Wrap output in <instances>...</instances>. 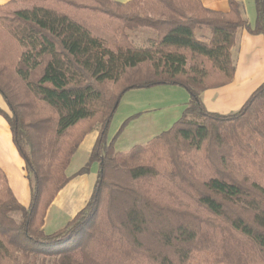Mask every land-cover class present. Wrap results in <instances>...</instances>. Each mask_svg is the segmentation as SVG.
<instances>
[{
  "label": "trees",
  "instance_id": "1",
  "mask_svg": "<svg viewBox=\"0 0 264 264\" xmlns=\"http://www.w3.org/2000/svg\"><path fill=\"white\" fill-rule=\"evenodd\" d=\"M139 1L149 16L131 9ZM228 5L227 13L200 0L0 5V96L9 113L0 115L29 184L23 207L0 169V264H264V82L230 114L208 112L201 98L231 82L238 31L264 37V0H254L253 28L240 0ZM141 28L154 34L134 45L126 32ZM201 30L208 36L197 37ZM159 86L186 92L182 115L116 151L118 134L108 140V131L123 97ZM17 91L29 100L16 103ZM95 127L91 195L46 234V211ZM43 148L51 150L45 165Z\"/></svg>",
  "mask_w": 264,
  "mask_h": 264
},
{
  "label": "crops",
  "instance_id": "2",
  "mask_svg": "<svg viewBox=\"0 0 264 264\" xmlns=\"http://www.w3.org/2000/svg\"><path fill=\"white\" fill-rule=\"evenodd\" d=\"M9 1L0 0V5ZM110 1L125 4L133 0ZM229 1L200 0L203 8L221 13H227L229 11ZM240 1L244 8L247 23L250 28H253L255 22V11L253 10L254 0L253 2L249 0ZM204 32H206L205 36H208L207 31ZM232 57L235 69L231 82L222 87L205 90L201 95L202 104L208 112L221 115L236 112L264 82V37L262 35H253L246 30L238 31L236 33L235 45L232 48ZM128 100H132L131 103L137 101L136 104L139 103L141 105L136 110L132 109L137 117L161 109L174 110L169 122L173 124L182 115L188 103V95L178 87L159 86L150 89L129 91L125 94L121 103L123 104V102L125 103ZM5 108L6 105L0 96V110L5 112ZM163 131L166 130H162L161 132ZM89 133L84 136L72 156L78 158V166L72 167V164L70 165L69 163L65 171L66 174L69 173L72 175L73 171H78L87 163L97 137V130L90 139ZM108 140H110L109 137ZM0 169L4 173L7 184L15 199L21 206L27 207L29 204V184L24 162L12 142L9 125L1 115ZM70 175L67 174V176ZM67 178V183L58 192L46 211L43 224V230L46 234L63 228L84 207L91 195L94 182L86 179V174L70 177V179L69 177Z\"/></svg>",
  "mask_w": 264,
  "mask_h": 264
},
{
  "label": "rangeland",
  "instance_id": "3",
  "mask_svg": "<svg viewBox=\"0 0 264 264\" xmlns=\"http://www.w3.org/2000/svg\"><path fill=\"white\" fill-rule=\"evenodd\" d=\"M249 1L253 2V0H249ZM142 7L143 9L140 10L139 8H142ZM131 9L132 10L139 9L137 10L139 13V16H143V15L149 16V13H150L146 5L141 1L136 3L133 7H131ZM253 10H254V6H253ZM126 33L129 36L130 42L133 43L134 45H139L142 40H145L148 37H152L154 34L151 30L144 29V28H141V29H138L137 31H132V32L128 31ZM205 34L206 32H204V30L196 31V36L199 38L203 35L205 36ZM11 96L13 97V100L16 103L23 102L26 98V96L22 95L20 91H17L16 93L15 92L11 93ZM26 100H29V99L26 98ZM131 101L128 100L125 103L123 102V104L120 103L118 109L116 110V113L113 116L109 131H108V137L110 140H112L118 134L117 137L115 138L113 146L115 147L117 151H121V152L128 151L134 145L145 143L147 140L158 135L162 130H168L172 126V123L170 124L169 122H170L171 114L173 113L174 110L161 109L158 111H153V112H149L146 114H142L137 117V115L133 113L134 111H132V109L136 110L137 107H140L141 105H139V103L136 104L137 101L136 102L133 101V103H131ZM5 109H6L5 113L9 114L7 107ZM36 110L41 111L42 115L44 116L50 115V113L45 112L43 108L41 110V106L37 105ZM22 112L25 116L24 117L25 121H28L29 120L28 111L22 109ZM96 130H97V127H95L92 130V132L89 133V139ZM26 149H29L28 145H26ZM50 151H51L50 148L49 150L44 149V148L42 149L41 152H43V159H41V163L43 165L47 163L48 158L51 156ZM77 161H78V158L72 157L70 160V165L72 164V167L76 166ZM83 168L86 169V172L84 173L86 174V177H87L86 179L90 180V182H94L96 171H97V164L96 163L88 164V161H87V163L83 166ZM81 169H79L78 171H73L72 175L67 173L70 176H67L65 172V175L66 177H69L70 179V177H75L79 175L78 173ZM12 217L15 220L18 219V215L16 213L12 214Z\"/></svg>",
  "mask_w": 264,
  "mask_h": 264
}]
</instances>
